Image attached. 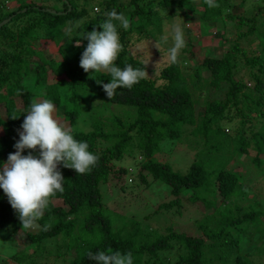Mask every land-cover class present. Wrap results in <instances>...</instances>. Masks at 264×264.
Wrapping results in <instances>:
<instances>
[{"label": "trees", "instance_id": "trees-1", "mask_svg": "<svg viewBox=\"0 0 264 264\" xmlns=\"http://www.w3.org/2000/svg\"><path fill=\"white\" fill-rule=\"evenodd\" d=\"M60 1L63 11L50 13L32 2L6 9L5 0H0V20L9 17L0 26V86H4V90L8 86L13 93L7 96L4 91V98L0 100L4 107V117H0V162L16 151L13 145L19 138L12 131L20 128L26 114L23 111L33 100H50L56 108L62 106L61 119L67 122L74 138L86 141L88 150L98 155L99 160L90 172L80 175L74 169L58 165L65 178L64 191L51 198L59 199L61 205H54L50 201L39 221L42 227L48 226L47 230H22L17 213L9 204L3 189H0V226L7 224L12 235L21 230L36 248L44 240L62 234V239H66L67 261L64 264H96L86 254L97 250L130 251L133 264H140L143 255H146L144 262L150 260L164 264L165 258H161L158 252L172 247L173 242L182 250L177 254L174 264H213L215 261L225 264L231 255L232 264H250L246 256H258L261 254L260 248L253 246L243 256L240 254V242L248 226L264 234V225L258 218L263 210L257 205L241 206L234 203L230 207H215L198 220L197 227L201 229V234L196 236L174 232L170 227L164 235L146 233L139 236L137 228L127 232L124 225L115 227L103 213L99 184L106 183L111 177L114 182L123 185L121 175L126 170L122 167L114 169L112 160L132 155L136 151L143 157L137 172L139 181L147 183L146 177L149 175L151 179L160 180L169 186L173 199L161 204V207L177 205L182 190H189L188 199L191 202L200 201L205 209L211 205L208 202L211 200L200 194L205 188L212 193L209 197L213 202L216 196L228 198L243 192L239 174L225 168L223 162L222 166L208 173L201 162L194 160L184 173H178L166 162L153 159L152 155L159 149L162 140L179 137V126L192 125L194 128L190 133L200 134L206 140L209 154L219 147L211 142L212 138L225 137V147L220 148L227 154L221 157L222 160L231 157L228 148L230 143L234 144L236 152L245 151L248 143L254 142L256 154L264 153V136L260 133L246 136L243 128L239 127L234 131V139L225 133V124L221 128L218 124L223 119L229 120L225 118L224 112L230 108L234 109V115H240V125L245 121L250 122V114L264 116V33H257L256 24L259 19V25H263L264 0H257L259 4L252 6L251 15L231 12L228 0H216L220 5L218 8H209L205 0H102L98 2L100 5L97 4V12L90 13L84 8H74L72 0H66L68 4L64 0ZM22 7H25L23 12ZM125 7H129L125 16L130 21V27L124 30L118 26L123 50L115 61L116 66L122 69L127 63L134 68L143 67V62L130 53L128 46L131 37L137 40L154 37L153 34L160 31L165 18L162 14L164 8L170 7L166 15L171 17L173 13H181L191 18L194 13L195 19L192 18L202 28L201 32L215 24L220 33V27L228 20L230 24L234 23L229 26L237 25L242 29L236 30L231 38H225L228 45L219 56L205 53L200 60L195 61L192 69L183 65L186 61L183 53L187 49H182L178 63H168L159 70L158 78L163 80L161 85H155L154 79L145 78L131 89L118 87L110 99L106 97L104 102L97 105L98 114H89V129L81 131L74 127L80 102L90 100L87 91L97 86L96 79L108 83L110 77L104 73H91L92 70L86 73L79 66L83 51L79 50L77 42L79 40L84 45L86 42L75 32L91 31L93 27L102 30L99 24L106 19L105 14L113 9L119 13ZM31 8L39 12L29 16ZM75 22H78V27L74 26ZM50 34L54 37L51 38ZM38 38H50L57 45L60 59L44 56L34 49L33 44ZM254 38L257 39L258 48L252 55H247L244 43ZM185 42L187 47L191 45L189 38ZM241 66H244L246 79L252 81L251 86H247L240 75ZM61 73H64L65 78H61ZM52 77L54 80L49 82L48 78ZM25 82L30 83L36 92H32ZM202 86L206 87L207 93L201 100L202 114L197 115L195 104ZM215 92H219L221 98L212 96ZM14 95L19 98L21 108H18ZM108 104L130 107L133 118L127 120L116 114L103 118L101 110L106 109ZM13 114L18 117L13 119ZM244 117L247 118L244 120ZM254 161L260 160L255 156ZM210 175L213 176L212 180L207 179ZM215 215L219 216L217 226L202 221ZM56 247V255H59V246ZM30 263L34 264L33 261Z\"/></svg>", "mask_w": 264, "mask_h": 264}, {"label": "rangeland", "instance_id": "rangeland-1", "mask_svg": "<svg viewBox=\"0 0 264 264\" xmlns=\"http://www.w3.org/2000/svg\"><path fill=\"white\" fill-rule=\"evenodd\" d=\"M63 1V0H62ZM74 8H84L90 12H97L100 4L98 2L102 0H72ZM123 1V0H122ZM126 1V0H124ZM32 2L33 4L40 6L42 10L53 11L56 13H61L63 10V4L60 0H5L6 9L15 7L17 4ZM228 9L231 12H244L251 15L252 6H257L259 3L257 0H228ZM98 4V5H97ZM155 6V5H154ZM242 6V7H241ZM164 8L162 14L164 15V20L162 21L160 31H156L154 37H142L139 40L135 39L134 36L131 37L129 43L130 53L145 62L150 59L145 66V70L148 73L147 78L154 79L155 85H161L163 80L158 78L159 70L166 64L167 60V46L161 49V52L154 46L155 41H158L161 36L166 35L169 32L170 25L173 22L181 23L184 30L185 41L187 38L191 40V45L189 47L185 46L183 49H187L183 54L186 61L183 65L188 66V69H192L195 66V61L200 60V58L207 53L210 56H219L228 45V41L225 38H231L233 33L242 29L237 25L229 26L231 24L226 21L222 28L220 27V33L216 30L215 24L211 25L208 30L203 32L200 29L197 21L194 19V13L192 17L188 18L181 13H173L172 17L167 16V9ZM25 7L21 8L23 12ZM129 7L121 8L119 13L125 15L126 10ZM23 10V11H22ZM37 11L35 8H31L28 11L29 16H33ZM189 15L190 13H185ZM7 18V17H6ZM22 19V18H19ZM18 20V19H17ZM260 20L257 19L258 28L257 33H264V22L263 25H259ZM78 22L74 23L76 26ZM65 24L64 27H66ZM186 25L188 27H186ZM119 26V25H118ZM187 29V30H185ZM188 31V32H187ZM82 32H75L82 40L86 42V38L80 36ZM51 38L54 37L50 34ZM223 36V38H222ZM186 43V42H185ZM171 44V39H169V45ZM86 45L80 43L79 50H84ZM186 45V44H185ZM246 54L252 55L254 50L258 48L257 39H251L250 42L244 43ZM34 49L40 51L44 56H55L60 59L59 52L57 51V45L53 44L50 38H38L33 44ZM240 75L245 79L247 86L252 85V81L246 79L244 76L245 70L244 66L240 67ZM205 74V73H203ZM203 76V75H202ZM60 77V76H59ZM204 77V76H203ZM61 78H65L64 73H61ZM52 78H48V81H53ZM27 87L32 91L36 92L32 85L25 82ZM191 90V89H190ZM4 91H6L7 96L13 95L11 88L8 86H0V100L4 98ZM89 101L84 99L79 105V114L76 118L74 127L79 130L87 131L89 129L90 123V113L98 114L99 107L97 106L101 102L106 100V93L103 90L101 84L89 88L87 91ZM206 87L202 86V92L197 97L195 104L196 114L201 115L203 111V105H201V100L206 95ZM212 94V93H211ZM217 98H221L219 92H215ZM15 96V95H14ZM18 108H21L19 98L15 96ZM62 106L55 107L56 118L67 126V122L61 119ZM101 113L103 118L110 116L111 114H116L124 119H132L133 111L130 107L121 106L117 104H108L106 109H102ZM234 109L230 108L224 113L225 118L218 122L220 128L224 126V131L229 136L236 139V134L234 131L243 128L244 134L248 136L251 133L257 132L264 136V116L252 115L250 114V122H244L240 125L239 121L241 119L240 115L233 114ZM26 115V114H25ZM0 117H4V107L3 103L0 102ZM247 117H244V120ZM250 127V130H247ZM192 126H179V137L173 139H164L160 142L159 149L152 155L153 159L166 162L169 164L170 168L178 173H184L187 170L189 164L197 160L201 162L204 170L208 173L212 172L213 169L222 166V162L225 163L224 167L235 171L239 174L241 179V190L242 193H236L228 198H221L216 196L213 199L209 197L212 193L209 189L201 190L200 194L208 201L209 209H205L201 202H191L188 199L189 190H182L179 193V203L177 205H171L169 207H161V204L167 203L169 200L173 199L172 195L169 193V186L164 182L156 179H151L149 175L146 177L147 183H142L137 177V172L139 171V164L142 161V155L139 152L134 151L131 154L124 155L122 158L116 160L113 159L114 169L124 168L126 170L125 174H122L123 185L114 182V179L109 177L106 183L99 184V190L101 192V201L103 203V213L110 219L111 223L115 227H120L124 225L125 231L131 230L132 228H137L136 233L141 236L146 233L164 235L168 232V227L172 231L177 233H184L186 235L196 236L201 234V229L197 227L198 220L206 213H210L215 207H230L234 203L241 206H246L247 204L257 205L263 210L259 215L260 222L264 225V153L261 152L256 154L257 149L253 147L254 142H249L248 146L245 147V151L237 150L235 152L234 144L230 143L228 146L231 157L226 160H222L221 157L225 156V150H221V146L225 147L227 140L222 135L214 136L211 142L217 144L218 150L211 152L209 154L206 151L205 139L199 134L194 135L191 132ZM236 129V130H235ZM19 131H22L21 127L13 130V134L19 138ZM1 134V129H0ZM231 142V141H230ZM104 143H102L103 145ZM256 150V151H255ZM27 154V149L23 151ZM260 160L259 162L254 161V157ZM7 160V159H6ZM3 160V161H6ZM212 175L207 179L212 180ZM54 205H61L59 199L50 200ZM214 213V212H213ZM218 215L209 217L206 220L204 218L202 221L204 223L210 222L217 226ZM249 235H248V234ZM66 239H62V234L50 237L40 243L39 247L36 248L32 243L29 242L24 232L17 230L14 235L9 233V226L4 224L0 226V264H64L67 261L65 254L66 246L64 244ZM172 243V242H171ZM59 246V255H56L57 247ZM253 246H259L261 254L258 256L247 255L250 264H264V234H260L258 231H253L251 226H248L246 233L242 234V240L240 242V249L243 256L247 250ZM182 252L180 248L177 247V243L173 242L172 247L158 252L161 258H165L164 264H174V260L178 253ZM146 255H143L140 264H159L153 261L144 262ZM233 263V255L228 257V261L225 264ZM213 264H220L215 261Z\"/></svg>", "mask_w": 264, "mask_h": 264}, {"label": "clouds", "instance_id": "clouds-1", "mask_svg": "<svg viewBox=\"0 0 264 264\" xmlns=\"http://www.w3.org/2000/svg\"><path fill=\"white\" fill-rule=\"evenodd\" d=\"M205 3L209 8L220 7L216 0H205ZM105 15L106 19L99 24L102 30L93 27L91 31L80 34L86 38L87 45L81 54L79 66L86 73L92 70L91 73H104L110 77L108 83L96 79V83L101 84L110 99L118 87L131 89L140 80L147 78L145 66L150 53L143 67L134 68L130 63L125 64L123 69L116 66L115 61L123 50L118 25L127 30L130 21L114 9ZM68 30L72 31L71 28ZM154 46L159 52L167 46L168 62L178 63L180 52L186 46L181 23L173 22L169 32L155 41ZM23 112L26 115L20 126L22 131H19V139L13 145L16 151L9 153L6 161L0 162V189H3L9 204L17 213L22 230H47L48 226L42 227L39 221L50 199L64 191L65 178L58 165L74 169L77 175L86 174L97 164L99 157L88 150L86 141L76 140L71 128L56 118L52 101L33 100ZM17 117L12 115L13 119ZM26 149L29 151L23 155ZM86 255L96 264H133L130 251L97 250L88 251Z\"/></svg>", "mask_w": 264, "mask_h": 264}, {"label": "water", "instance_id": "water-1", "mask_svg": "<svg viewBox=\"0 0 264 264\" xmlns=\"http://www.w3.org/2000/svg\"><path fill=\"white\" fill-rule=\"evenodd\" d=\"M64 1H65V4H68L66 0H64ZM68 9H69V6H67V10H68ZM22 11H23V10H22ZM47 11H48V10H47ZM48 12H50V11H48ZM50 13H54V12L51 11ZM8 20H9V17L0 20V26L3 25L4 23H6Z\"/></svg>", "mask_w": 264, "mask_h": 264}]
</instances>
